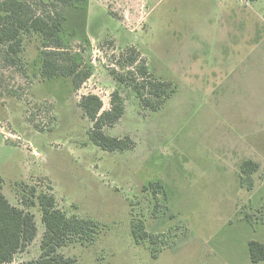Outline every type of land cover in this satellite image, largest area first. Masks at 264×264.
I'll return each mask as SVG.
<instances>
[{
    "label": "rangeland",
    "instance_id": "obj_1",
    "mask_svg": "<svg viewBox=\"0 0 264 264\" xmlns=\"http://www.w3.org/2000/svg\"><path fill=\"white\" fill-rule=\"evenodd\" d=\"M74 11L66 46L92 70L80 88L41 76L35 33L21 55L29 78L0 68V185L10 203L23 207L28 184L51 189L67 215L95 219L92 244L59 249L78 264H264L248 251V241L264 243V0H87L85 17ZM128 47L173 83L155 111L110 75ZM115 89L125 111L104 131L134 147L109 152L90 140L78 101L94 93L108 109ZM244 160L258 164L250 179ZM27 210L36 237L7 264L40 254V209ZM139 221L149 236L136 241Z\"/></svg>",
    "mask_w": 264,
    "mask_h": 264
},
{
    "label": "trees",
    "instance_id": "obj_2",
    "mask_svg": "<svg viewBox=\"0 0 264 264\" xmlns=\"http://www.w3.org/2000/svg\"><path fill=\"white\" fill-rule=\"evenodd\" d=\"M86 9L87 0H0V68L14 69L28 79L29 75L21 61L23 41L24 36L35 33L39 36L41 47V76L47 79L68 77L75 89L80 88L89 79L92 70L78 54L66 46L65 26L70 20L71 11L82 12L85 17ZM71 33L68 35L72 36ZM114 63L118 69H111L110 75L119 86L131 87L143 107L155 111L174 92L172 81L153 76L134 47L121 51ZM1 85L0 73V94L4 91ZM8 93L16 95L14 91ZM78 105L91 123L88 136L94 145L109 152L134 147L130 136L118 137L104 131L106 126H112L124 114V98L119 89L111 92L108 109H103L100 96L94 93L83 94ZM240 169L250 179L251 174L258 169V164L244 160ZM153 184L161 185V182ZM23 185L20 190V203L23 207L10 203L0 185V264L12 262L14 255L23 251L36 237L35 215L27 210L35 205L39 206L44 226L39 242L40 254L20 264H78L75 258L65 256L59 249L71 243L92 244L100 230L98 222L90 217L67 215L58 207L51 189L37 193L35 186ZM133 224L132 236L136 241L149 236L142 222ZM150 239L157 243L155 236H150ZM248 251L251 262L264 260V243L250 240ZM152 256L156 255L152 253Z\"/></svg>",
    "mask_w": 264,
    "mask_h": 264
}]
</instances>
